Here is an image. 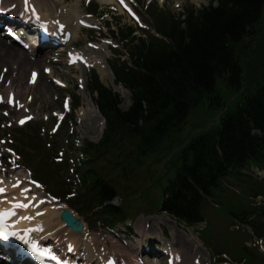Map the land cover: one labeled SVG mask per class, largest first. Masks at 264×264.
Masks as SVG:
<instances>
[{"label": "trees", "instance_id": "obj_1", "mask_svg": "<svg viewBox=\"0 0 264 264\" xmlns=\"http://www.w3.org/2000/svg\"><path fill=\"white\" fill-rule=\"evenodd\" d=\"M209 2L202 8L186 7L180 18L166 16L152 4L150 14L162 38L136 36L130 26L120 25L117 33L113 31L129 53L128 60L117 58L111 64L117 82L132 92L128 110L120 108L119 95L104 86L96 73L91 77L90 90L97 93L95 101L107 127L99 144L85 146L90 159L83 162L82 178L91 194H80L75 203L91 210L100 208L110 223L124 221L126 213L123 207L109 204L119 195V183L101 174L94 163L97 158L109 162L118 172L117 179L128 180L165 145L171 150L178 147L162 211L189 226L203 221L202 206L215 196L223 179L243 175L237 168H264V50L256 78L247 74L237 51L240 42L257 33L264 0ZM220 78L232 88L235 98L230 103L217 92ZM205 101L210 109L223 107L224 112L202 125L197 136L175 147L188 117ZM45 165L37 164L38 171L50 177L51 168ZM250 190L253 198L264 195L260 182H254ZM230 215L249 222L254 233L264 237L263 206L238 209ZM244 252L254 262V254L248 249Z\"/></svg>", "mask_w": 264, "mask_h": 264}, {"label": "rangeland", "instance_id": "obj_2", "mask_svg": "<svg viewBox=\"0 0 264 264\" xmlns=\"http://www.w3.org/2000/svg\"><path fill=\"white\" fill-rule=\"evenodd\" d=\"M41 2L43 3V8H47L45 5L48 4L47 6L51 7L55 12L59 13L62 10L61 13L65 11L74 15V20H72L74 25L78 24L77 20L79 18H82L91 22L96 28L95 30L86 29L78 24L80 29L74 35L69 46L48 54L44 51L36 54L35 52L31 53L20 49V53L25 52L30 61L27 66L20 67L21 69L18 64L14 68L12 60H4V62L0 63V96L2 97L0 103V146L3 152H12L13 154V151H9L7 147H12L11 139L17 140L19 145L23 144L21 143L23 140L28 145H31V141L27 139L39 142L37 153L28 155L25 150L23 151L25 156L24 165L36 168L33 161L30 160L32 157L35 158L36 154L43 155L45 158L51 157L53 161H61L60 157H62L66 164L62 166V170L57 171L58 182L63 184L65 188L69 187L67 183H70L74 190L77 188L80 193H83L84 190L88 192L86 186L83 190L82 185H78L80 176L78 177L77 173H75L74 164L79 162L78 157H82L79 149L82 144L100 141L102 137L100 130L104 118L99 112L97 113L98 110L89 92L91 71L95 70L104 84L112 86L110 79L114 78V75L109 62H113L117 57H121L122 60L126 58V49L124 50L122 43L117 42L111 36L105 20L110 21V28L112 29H116V24L119 21L120 25L135 28L137 36L146 37L145 31L153 33L152 18L147 12V4L149 2L156 4L164 15L173 14L176 17L177 15L181 16L188 6L200 8L203 5H208L209 2L208 0H202L200 3H197L196 0H123V2L121 0H41ZM126 6H129L130 10ZM96 10L100 13L93 15L89 13ZM258 26L259 30H261L260 39L250 38L248 42L244 40L245 42L237 47L238 53L243 57L247 74L253 78L257 77L264 50V9L262 20ZM109 41L110 43H108ZM16 50L18 49L14 51ZM76 50L88 55L89 61L90 59L93 61L98 60L101 62L100 65L106 63L109 69L106 79L102 78L98 65H96V68L86 67L87 63L85 61L70 65L68 55L70 51ZM114 50L122 53H116ZM104 61L105 63H103ZM33 68H36L41 74L38 82L34 84L29 80L30 71ZM8 72L9 74L6 75ZM60 83L63 85H60ZM80 84H83L84 88L79 87ZM9 90L15 92L19 101L25 103V107L13 106L8 103L6 92ZM125 90L127 92L118 90L122 98V109H127L131 105V92L127 89ZM217 92L223 101L230 103L234 99V97H231L232 88L227 86L222 78L217 82ZM65 99L70 101L73 108L78 102L80 103L79 108L75 111L72 110L69 114L70 116L74 113L76 117V122L73 124L74 135L70 139L71 142L67 141L68 134H70L68 132L72 128L71 123H68V125L64 123L58 133H54L56 132L54 130L56 120L64 112L63 102ZM16 102L18 103V101ZM224 110L223 107L210 109L208 101L199 105L188 117L183 131L177 134L180 141L175 147L179 146V144L183 145L192 137L197 136L201 131L200 127L202 125L209 123L213 118H219ZM23 117H30L31 120L26 126L19 127L18 119ZM23 128H28V133H20ZM78 143L81 145H78ZM13 146L15 145L13 144ZM177 150L178 147L175 150H171L170 147L165 145L158 153L148 159V164L134 171L128 180L117 179L118 172L111 168L109 162L98 159L96 167L101 174L114 179L115 183H119V196L115 197L110 204L122 207L126 205L125 210L128 219L126 223L117 224V230L120 231L118 233L122 236V239H119L116 234L109 230L102 232L104 230L103 223L102 221L99 222L97 215L87 214L84 212L86 208L81 207L84 210L80 208L83 215H79V217L87 225V228L90 231H94V235L99 237L97 239L108 241V247L113 248L115 245H121V249L118 248L120 254H123L121 257H125L129 261L133 259L132 252L136 254L140 251V249L135 248V245L138 243L140 244L138 247L142 248L144 241L148 240L169 241L170 244H173L180 251L183 260L186 259V261L190 260L191 262L193 257L197 255L201 257L203 264H209L210 261L211 264H225L223 261L219 262V259L224 258L222 253L225 252L228 255H232L233 251L230 245L234 243L237 246H249L257 253L264 254L262 244L255 242V239L251 238L248 229L238 231L237 225L226 218L228 207L237 210L247 209L250 206L251 185L242 181L246 179L243 176L240 179H236L234 176L227 177L221 184V189L227 191H219L215 197L218 203L215 204V202L210 200L209 204L206 202L203 205L202 211L205 222L209 224L208 231L205 229L201 232L203 243L199 240L197 229L184 225L160 210L163 189L176 170L174 167L172 169L166 168H169L172 157ZM14 155L16 156L15 152ZM27 157L30 161H28ZM55 157L57 158L55 159ZM17 164L19 163L17 162ZM24 167L21 166L18 169H25ZM75 167L77 170L79 165H75ZM8 170L10 169H5L6 173H9ZM242 171L254 179L261 180L257 175L256 168H245ZM24 174L26 172L23 171L18 179L19 181L24 180L30 189L27 183L30 180L24 177ZM18 179L13 178L12 180ZM9 184L11 185L12 183ZM16 187L14 188L15 192H19V186L17 185ZM37 194L40 195V193ZM87 194L90 195L89 193ZM255 202L264 204V199L259 197ZM48 206L53 205L48 204ZM99 219H101L100 216ZM54 220L58 221L59 219L54 217ZM54 220L52 221L53 223ZM124 240L128 242V245L123 242ZM146 260L147 264H165V261L159 260L154 256L146 257Z\"/></svg>", "mask_w": 264, "mask_h": 264}, {"label": "bare ground", "instance_id": "obj_3", "mask_svg": "<svg viewBox=\"0 0 264 264\" xmlns=\"http://www.w3.org/2000/svg\"><path fill=\"white\" fill-rule=\"evenodd\" d=\"M13 1H16V0H10V2H13ZM30 1L32 3H34L32 0H30ZM35 1L40 5V7H41V5H43L41 0H35ZM101 1H110V0H101ZM201 1L202 0H196L197 3H200ZM47 5L48 4L45 5L47 8H43V11L45 12L44 15L52 16V18L50 19L51 21L56 20V19H54L55 16L59 17V18L61 17L60 19L62 22H59V23H63L64 25L66 24L65 25L67 27L66 30L73 32L72 35L74 37V35L80 29L79 25H77V24L74 25V23H72V20H74V15H72L69 12H66L65 16L62 14L57 15V12H55L51 7L49 8V6H47ZM76 8H77V5H76ZM67 11H68V9H67ZM81 19L82 18H79L78 22ZM14 50H15V47L8 45L7 41H5L2 37H0V63L4 62V60L5 61L6 60H12V65L14 68L17 67V64L19 65V68L22 66L24 67V65L27 66V64H29L30 61L28 60L25 52L22 51L23 53H20L19 48L16 51H14ZM91 62H94L95 65H98V68L100 70L102 78L106 79V75L108 73L107 71H109V69L107 68L105 61L103 62V63H105L104 65H100L101 62L98 60H95V61L91 60ZM8 74H9V72L6 75H8ZM110 80H111L112 85L117 90H120V91L124 90L123 92H127L122 85H117L113 78H111ZM13 83H15V82H13ZM103 128H104V125L101 126V130H100L101 133H102ZM20 173L22 174L23 171H20ZM24 177L28 178V175L24 174ZM14 178L18 179L19 177L14 176ZM10 183H12V184L11 185L10 184H8V185L3 184V189L5 190V196H4L5 200L0 201V208L2 207V208L14 209L15 212L17 213L16 215L20 218V220L22 219L21 217H32V219H27V220L22 219V220L25 224H30V226L33 227V229L35 230V235L39 236V238L43 237L47 240L58 241V247H59V245L66 246L68 243H70V242L72 243V241H76V242L79 241V242H81V244L83 246L85 245V247L87 249H90V252L93 251V248L98 249L99 241L97 239L93 238L91 240H86V241L77 240L76 237H81L82 235H85L87 231H85L83 234L82 233L80 234V233H75V232L71 231L69 228H67V230L69 232V236H61L59 233H50V231L57 226H59V231L61 233H64V231H65V228H66L65 223H64V221L60 220V218H59L61 208L58 209L56 207H52L44 213H41L38 210L34 211L32 208V204L34 202L37 204H40V205H41V203H44V202H46L48 204H53V205L55 203L50 198L46 197L45 195L43 197L37 193L30 194L29 193L30 189L27 187L24 180H21V181H19V179L18 180H12ZM16 184L20 188L19 192H15V190H14V188H17ZM38 193H40V192H38ZM20 203L25 204L26 207H19L18 205ZM46 208H49V207H45V205H44L43 209H46ZM42 216H44V218L42 220L43 222H41L39 220V218H41ZM54 217H56L59 220L58 221L54 220ZM53 220H54V223L52 222ZM40 224H44V225L40 226ZM102 243L105 244V242H102ZM75 247H79L78 243L75 244ZM95 253L98 254L99 259L103 258L102 253H98V252H96V250H95L94 254ZM94 254H92V255H94ZM104 257H105V254H104ZM196 257L197 256H195L193 258V260H195ZM196 262H197V260L195 261V263ZM195 263H193V264H195ZM8 264H11V263H8ZM186 264H189V263H186Z\"/></svg>", "mask_w": 264, "mask_h": 264}, {"label": "snow or ice", "instance_id": "obj_4", "mask_svg": "<svg viewBox=\"0 0 264 264\" xmlns=\"http://www.w3.org/2000/svg\"><path fill=\"white\" fill-rule=\"evenodd\" d=\"M123 2V0H121ZM25 5L28 4V0H24ZM37 20H39V17H37ZM35 76V73L33 74ZM2 99V97H0ZM26 119H30V117H24L20 120V123L23 124ZM11 151V149H9ZM0 191H4V189H0ZM19 207H26L25 204L20 203L18 205ZM15 215V211L12 209L0 211V239L4 241H8L10 237H15L21 241H24V243L29 247V250L36 256L45 257V256H51L52 259L60 261L61 264H67V261H62L61 257L56 255L55 252L52 251L50 247H42L39 244H37L34 240L26 238L28 236V233L33 231L32 229H25L24 235H19L16 230H12L9 228L6 218L8 216ZM22 219H32V217H21ZM69 248L71 249V245H69Z\"/></svg>", "mask_w": 264, "mask_h": 264}, {"label": "water", "instance_id": "obj_5", "mask_svg": "<svg viewBox=\"0 0 264 264\" xmlns=\"http://www.w3.org/2000/svg\"><path fill=\"white\" fill-rule=\"evenodd\" d=\"M62 218L63 220L66 221V223L71 226L74 230H81L82 225L81 223L77 220V218L70 213L68 210L63 211L62 213Z\"/></svg>", "mask_w": 264, "mask_h": 264}]
</instances>
